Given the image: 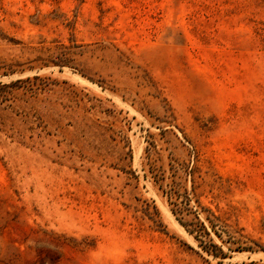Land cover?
<instances>
[{
    "label": "rangeland",
    "instance_id": "rangeland-1",
    "mask_svg": "<svg viewBox=\"0 0 264 264\" xmlns=\"http://www.w3.org/2000/svg\"><path fill=\"white\" fill-rule=\"evenodd\" d=\"M34 75L0 103V264H264V0H0V82Z\"/></svg>",
    "mask_w": 264,
    "mask_h": 264
},
{
    "label": "trees",
    "instance_id": "trees-1",
    "mask_svg": "<svg viewBox=\"0 0 264 264\" xmlns=\"http://www.w3.org/2000/svg\"><path fill=\"white\" fill-rule=\"evenodd\" d=\"M33 79H41L39 75L28 76L26 78H19L10 82H0V103L6 102L10 99V94L13 89L18 87L23 82H30ZM27 92H34V88L28 87ZM192 174V171H188ZM194 186V185H193ZM167 192L168 200L171 205V211L175 215L176 219L187 229V231L194 235V237L200 242V245L209 253L215 257H225L227 254L222 248L215 242L206 240L211 235L210 226L215 228L221 226L220 215L209 207L201 206V209H194L191 204V198L188 195V191L185 189L182 192L175 185H170ZM201 212H205L206 216L201 217ZM218 232V231H216ZM220 236V233H219ZM234 242V241H233ZM239 248V247H238Z\"/></svg>",
    "mask_w": 264,
    "mask_h": 264
}]
</instances>
